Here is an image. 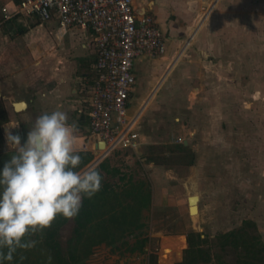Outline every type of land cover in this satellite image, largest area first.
I'll return each instance as SVG.
<instances>
[{"label": "rangeland", "instance_id": "374dc122", "mask_svg": "<svg viewBox=\"0 0 264 264\" xmlns=\"http://www.w3.org/2000/svg\"><path fill=\"white\" fill-rule=\"evenodd\" d=\"M135 2L138 6L147 4V0ZM5 5L14 11L17 2L0 0V91L1 82H4L3 87L18 90L24 100L28 101L32 119L36 120L44 110L45 104L39 99L40 96L43 97L42 93L61 84L60 79L63 74L72 71L71 65L75 59L84 65L80 69L83 74L85 66L94 61L97 52L95 48L84 47L82 41L85 36L77 35L83 32L78 27H73L67 36H62L57 18L44 25L37 18L27 16L3 22L2 8ZM11 26L14 28L11 29ZM21 28L23 32H20ZM168 64L169 62L165 64L159 61L144 63L147 66L140 74L133 95V110L139 108L149 96L163 65L166 68ZM179 91L182 92V89ZM242 92L239 99H242L240 101L244 105L235 110L238 111L235 112L238 116H235L233 126L232 122L226 121L215 122L211 127L207 124L209 126L205 130L200 128L193 138L187 132L189 126H197L192 119V108H187L189 95L186 94L184 100L165 97V109L159 108L160 97H156L149 104L140 119L138 132L141 136L151 134L153 137L143 138L144 144L137 151L119 147L106 159L110 165L118 167L123 173H129L136 180H149L152 188L156 187L165 200L161 204H152L149 210H144L142 221L145 227L140 232L127 236L124 242H119L115 247L105 243L95 247L86 264H149L151 254L157 255V264H172L171 261L175 264L181 254L180 248L167 255L169 263L165 262V251H162L165 247L177 245L179 238L186 237L192 229L209 237L214 245L211 250L213 255L222 253L217 236L240 227L245 219L255 220L258 231L259 227L264 229V139H259V148L257 139L253 138L258 130L261 133L264 129V121H243L242 112L245 109L248 113L258 108L256 102L252 101L253 97L248 96L246 91ZM259 104L263 105L261 102ZM87 107L88 105L83 106V114L77 112L83 117L76 119L84 125L87 124ZM2 109L4 107L0 100V124L4 118ZM252 115L253 113L250 116ZM178 116L186 117V120L177 121ZM244 116L251 119L250 116ZM73 122L76 123L74 120ZM76 125L77 134H87L85 126L78 123ZM173 134L176 135L175 139L180 134L185 135L190 146L197 152V163L189 168L181 167L182 163H171L173 169L165 166L164 171L156 172L146 163L148 160L141 157L147 152L148 143L170 142ZM1 147L0 142V150ZM104 156L105 153H98L96 161ZM108 178L111 183H118L117 176ZM193 194H200L203 198L200 202L201 211L190 215L187 199ZM72 227V222H69L63 228V245L70 236ZM140 239H147L143 251L131 252L127 249L125 242L133 245ZM235 254L237 251L223 252L224 259L230 263L235 262Z\"/></svg>", "mask_w": 264, "mask_h": 264}, {"label": "crops", "instance_id": "0c3cea01", "mask_svg": "<svg viewBox=\"0 0 264 264\" xmlns=\"http://www.w3.org/2000/svg\"><path fill=\"white\" fill-rule=\"evenodd\" d=\"M135 6L153 15L157 24L162 28L167 41V52L156 61L165 64L169 62L166 68L163 65L149 96L135 110H133L134 99L132 96L130 113L138 116V125L145 109L156 97H160L159 108L165 109V97L171 98L172 96L177 100L183 99L189 89L192 90L187 94L189 95L187 108H192L194 113L193 116L190 115L197 123V126H192V128H189V126L187 129L191 138L196 136L200 128L205 130L209 125L211 127L213 123L218 121L232 122L233 126L234 118L237 115L235 112H238L235 110L244 105L241 104L242 101L240 100L242 99H239L242 96V91H246L248 96L253 97L254 100L252 101L256 102V108H258L254 112L248 113L245 109L246 113L242 112L243 121L244 119H247L246 121H264V0H147L146 5L138 6L135 2ZM3 22L6 23L4 19ZM60 34L62 33L60 32ZM76 34L75 36L84 37L83 32ZM64 35L67 36V33L62 34V36ZM82 42H85V37ZM70 43H72L71 40ZM76 60L72 62V71L63 74L60 79L61 84L50 88L49 92H43V97L40 96L39 99L45 104L41 114L59 109L67 113L70 124L74 120L78 125L85 126L87 129V134L76 133L78 137L76 142L77 154L81 156V163H83V166L78 168L77 171H84L97 160L98 153L101 152L95 148L94 139L88 137L89 104L84 101L88 96L86 90L91 88L95 79L96 58L91 64L88 63V66H85L83 74L80 73V69L84 65ZM146 61H149V63L155 62L149 59L137 65V86L141 72L144 71V68L146 69L147 65H144ZM3 83L1 82L2 89L0 91V100L4 107L2 109L4 118L0 124V142L2 146L0 156L4 166L6 162L10 161L12 155L6 138V127L17 125L11 131L14 135L19 134L18 131L23 133L21 143L23 145L35 120L32 119L29 103L26 109L22 111L15 110L14 103L24 100V96L16 89L3 87ZM180 89H182V92L179 91ZM134 92H136V89ZM84 105H88L87 124L85 125L78 121L80 117H83ZM184 106H186V103H184ZM261 107L262 109H260ZM77 112L82 114L78 115ZM251 113H253L252 116H250ZM244 115L250 116L251 119L245 118ZM77 117L78 119H76ZM183 119L186 120V117L178 116L176 118L177 121ZM263 130L261 133L258 130L257 134L253 136L254 139H257L259 148L261 142L259 139H264ZM151 137H153L151 134L142 135L140 147L144 144L143 138ZM175 138L176 135L173 134V139L170 142L148 143L147 152L141 159L148 160V156L154 155L165 157V153L169 155L171 149L173 157L170 158V164H157L152 160H148L146 163L159 173L164 171L163 167L165 166L173 169L174 166L171 163H182L183 166L181 167L188 168L194 166L198 159L195 149L190 146L189 141L183 142L194 153L193 163L187 164L185 160H188L190 156L179 150L181 143L176 142ZM113 153L114 151L105 154L101 160L96 161L92 168L98 167L105 160L108 161L106 157ZM90 154L92 158L87 159ZM110 167L114 166L110 165ZM124 174L130 176L129 173L123 172L115 175L118 177L119 184H121L120 176ZM104 175L107 181H109V176H113L106 172ZM189 196L187 204L191 215ZM202 198L200 195L199 211H201L200 202ZM164 200L156 187L153 188L152 204H161V201ZM253 221L258 226L257 222ZM259 230L258 233L261 232L264 243V229L259 227ZM192 231L200 232L195 229H192ZM189 233L186 235V248L189 247ZM205 236L206 234L202 233V237ZM175 246L176 244L172 245V247ZM184 250L182 249L180 255L177 254L180 256L177 262L183 260ZM171 262L174 264L173 261Z\"/></svg>", "mask_w": 264, "mask_h": 264}, {"label": "built area", "instance_id": "2783aa9c", "mask_svg": "<svg viewBox=\"0 0 264 264\" xmlns=\"http://www.w3.org/2000/svg\"><path fill=\"white\" fill-rule=\"evenodd\" d=\"M2 13L4 21L27 16L42 25L57 18L62 34L82 29L84 46L97 52L95 79L84 99L89 104L88 137L105 154L140 147L138 116L130 113L136 67L167 52L165 34L153 15L138 9L134 0H20L14 11L4 6ZM101 141L104 147H99ZM184 141L183 134L176 139Z\"/></svg>", "mask_w": 264, "mask_h": 264}, {"label": "trees", "instance_id": "16d2710c", "mask_svg": "<svg viewBox=\"0 0 264 264\" xmlns=\"http://www.w3.org/2000/svg\"><path fill=\"white\" fill-rule=\"evenodd\" d=\"M18 17L21 16L7 20L6 23ZM19 30L23 32L22 28ZM179 150L190 156L185 161L192 164L193 151L183 143L180 144ZM171 157L173 155L170 149L169 155L165 153V157L154 155L147 158L157 164H170ZM89 158H92L91 154L87 156V159ZM1 161L0 156V172L4 167ZM82 166L83 163L78 168ZM96 169L102 176L101 190L91 199L84 197L79 214L72 219L58 215L52 226L44 230L42 237L40 233L31 237L39 241L34 248L18 250L13 261H5V264H86L95 247L103 243L115 247L119 242H124L127 236L134 235L145 227L142 217L143 211L150 209L152 205V183L147 179L136 180L133 176L128 177L125 174L120 176L121 184L111 183L106 180L104 173L115 176L121 171L118 167H110L106 160ZM69 222L73 224L72 231L63 245V228ZM217 238L222 253L213 255L211 250L214 245L209 237H202L200 232H190L189 247L184 250L183 260L176 264H264V243L253 220L245 219L240 227L221 233ZM179 240L175 247L163 249L165 262L169 263L166 257L171 251L179 248L182 251L186 246L185 236H181ZM146 241L147 239H140L133 245H128L127 242L125 244L131 252L143 251ZM230 250L237 251L233 263L225 260L223 255L224 251ZM21 256L25 258L21 260ZM149 264H157V255L149 256Z\"/></svg>", "mask_w": 264, "mask_h": 264}, {"label": "clouds", "instance_id": "9594fccd", "mask_svg": "<svg viewBox=\"0 0 264 264\" xmlns=\"http://www.w3.org/2000/svg\"><path fill=\"white\" fill-rule=\"evenodd\" d=\"M68 119L59 109L39 115L23 145L11 131L17 125L6 127L12 155L0 172V264L12 262L18 250L34 248L39 241L31 237H42L58 215L75 218L84 197L91 199L101 190L96 168L76 170L82 160L76 148L78 126Z\"/></svg>", "mask_w": 264, "mask_h": 264}, {"label": "water", "instance_id": "95a60500", "mask_svg": "<svg viewBox=\"0 0 264 264\" xmlns=\"http://www.w3.org/2000/svg\"><path fill=\"white\" fill-rule=\"evenodd\" d=\"M28 107V102L26 100H20L14 103V108L16 111H22L24 109H26ZM20 137H21V143L23 140V133L21 131H18ZM185 144H187V142H185ZM105 146V142L101 141L99 143V147H104ZM96 163V161L94 163H92V165H90L88 168H92L93 165ZM88 168H86L85 170H87ZM199 201H200V195L199 194H193L189 196V205H190V213L192 214L195 211H199Z\"/></svg>", "mask_w": 264, "mask_h": 264}, {"label": "bare ground", "instance_id": "6f19581e", "mask_svg": "<svg viewBox=\"0 0 264 264\" xmlns=\"http://www.w3.org/2000/svg\"><path fill=\"white\" fill-rule=\"evenodd\" d=\"M99 161V160H98Z\"/></svg>", "mask_w": 264, "mask_h": 264}]
</instances>
